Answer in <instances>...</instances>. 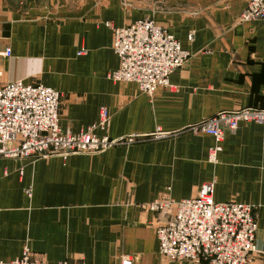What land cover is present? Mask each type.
<instances>
[{"label": "crops", "instance_id": "1", "mask_svg": "<svg viewBox=\"0 0 264 264\" xmlns=\"http://www.w3.org/2000/svg\"><path fill=\"white\" fill-rule=\"evenodd\" d=\"M247 2L0 0V88L22 81L60 93L64 133L87 130L105 108L110 138L142 137L95 155L0 158V261L27 249L48 263L192 264L160 256L163 217L145 206L196 197L213 183L216 202L254 207L253 264H264V124L226 131L215 165L214 139L184 131L220 112L264 109V22L240 21ZM146 19L191 55L153 99L109 79L119 59L107 25ZM157 129L166 136L154 138Z\"/></svg>", "mask_w": 264, "mask_h": 264}, {"label": "built area", "instance_id": "2", "mask_svg": "<svg viewBox=\"0 0 264 264\" xmlns=\"http://www.w3.org/2000/svg\"><path fill=\"white\" fill-rule=\"evenodd\" d=\"M243 23L264 22V0H248L240 16ZM112 49L119 67L109 74L115 83L134 84L139 92L153 99L161 89L170 88L171 75L190 59V53L167 29L152 19L115 28ZM194 41V33L189 35ZM7 50L5 56H10ZM62 95L42 84L22 81L0 88V158L38 160L47 157L95 155L116 146L131 145L140 135L112 139L108 135L111 118L102 108L99 120L78 134L60 128ZM240 124H264V109L243 108L220 112L184 131L211 136L215 145L209 149L208 162L218 163L225 132H235ZM97 132L103 133L98 136ZM154 138L166 136L161 129ZM31 197V193H28ZM163 217L155 228L159 254L167 262L192 264H253L260 254L256 246L257 221L254 207L234 202L218 203L214 184L200 188L196 197L176 201L158 199L145 206ZM125 258L122 264H131ZM0 264H73L69 261L48 263L33 259L27 249L19 259Z\"/></svg>", "mask_w": 264, "mask_h": 264}]
</instances>
